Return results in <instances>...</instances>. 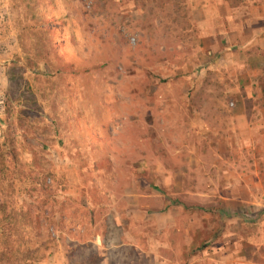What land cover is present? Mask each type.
<instances>
[{"label":"rangeland","instance_id":"374dc122","mask_svg":"<svg viewBox=\"0 0 264 264\" xmlns=\"http://www.w3.org/2000/svg\"><path fill=\"white\" fill-rule=\"evenodd\" d=\"M206 1L0 0V264L264 261V0Z\"/></svg>","mask_w":264,"mask_h":264},{"label":"crops","instance_id":"0c3cea01","mask_svg":"<svg viewBox=\"0 0 264 264\" xmlns=\"http://www.w3.org/2000/svg\"><path fill=\"white\" fill-rule=\"evenodd\" d=\"M212 4H217V6H219V9H221L222 5H223V8L227 9V11H228L227 15L231 14L230 8L228 6V4H229L228 0H214V2H213V0H207L205 2V5L202 8V10H205L208 13V15L206 17L207 21H210L211 19L213 20V18H215V16H216L213 14V12L210 11L212 8V6H211ZM221 13H222L221 10H219L218 13L215 12V14H217L218 18L222 19L224 17L221 15ZM225 17H226V15H225ZM204 24H205V26H207L208 23L207 22L202 23V25H204ZM208 27L210 28V24L208 25ZM203 35L218 36L219 32H218V29L216 28L215 31H213V32L210 30L208 32H206V31L203 32ZM260 264H264V261L262 260Z\"/></svg>","mask_w":264,"mask_h":264},{"label":"trees","instance_id":"16d2710c","mask_svg":"<svg viewBox=\"0 0 264 264\" xmlns=\"http://www.w3.org/2000/svg\"><path fill=\"white\" fill-rule=\"evenodd\" d=\"M0 206H1V204H0ZM11 219H15V217H13V216H9ZM7 228L10 230H14V231H16L17 229H14L13 227H11V224L9 223L8 225H7Z\"/></svg>","mask_w":264,"mask_h":264}]
</instances>
